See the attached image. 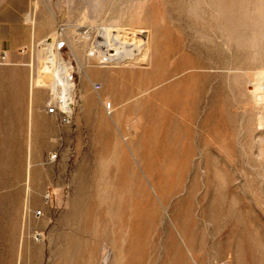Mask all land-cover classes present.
Instances as JSON below:
<instances>
[{
	"label": "rangeland",
	"instance_id": "374dc122",
	"mask_svg": "<svg viewBox=\"0 0 264 264\" xmlns=\"http://www.w3.org/2000/svg\"><path fill=\"white\" fill-rule=\"evenodd\" d=\"M17 2L0 264H264V0Z\"/></svg>",
	"mask_w": 264,
	"mask_h": 264
},
{
	"label": "bare ground",
	"instance_id": "6f19581e",
	"mask_svg": "<svg viewBox=\"0 0 264 264\" xmlns=\"http://www.w3.org/2000/svg\"><path fill=\"white\" fill-rule=\"evenodd\" d=\"M111 32L106 31V30L102 31V33H104L106 35V38H107L105 43H102L99 45L100 48L102 47V49H105L104 51L102 50L101 52H99L100 59H102L103 61L124 63V62L132 59L133 56H135V53L137 55L141 54L142 52L145 54V52H144L145 50H142L140 47H134L133 45H129L128 48L124 47V45H123V43H121V41H119L120 46L117 48H114V44H113L114 43V40H113L114 37H113ZM116 37H118V36H116ZM122 47H124L125 49H123L122 51H118V49L122 48ZM111 50H115L116 53L111 55L109 53ZM146 54H147V50H146ZM56 76H57V80H58L59 85H61V88L59 91L61 98L64 100H67V101L71 100L72 90H71V86L69 85V84H71L69 77H65V75H63L62 68H59L58 71H56ZM54 90L56 91V88Z\"/></svg>",
	"mask_w": 264,
	"mask_h": 264
},
{
	"label": "crops",
	"instance_id": "0c3cea01",
	"mask_svg": "<svg viewBox=\"0 0 264 264\" xmlns=\"http://www.w3.org/2000/svg\"><path fill=\"white\" fill-rule=\"evenodd\" d=\"M17 3V0H0V48L8 52L15 46L12 41L15 31L21 28L22 14Z\"/></svg>",
	"mask_w": 264,
	"mask_h": 264
},
{
	"label": "built area",
	"instance_id": "2783aa9c",
	"mask_svg": "<svg viewBox=\"0 0 264 264\" xmlns=\"http://www.w3.org/2000/svg\"><path fill=\"white\" fill-rule=\"evenodd\" d=\"M3 59H5V57ZM105 108L107 112L111 111L110 104L109 105L106 104ZM72 112H73L72 99L67 101V100L60 98L56 100L55 102H53L52 104L48 105L46 109L47 115L57 117L64 124L70 123Z\"/></svg>",
	"mask_w": 264,
	"mask_h": 264
}]
</instances>
